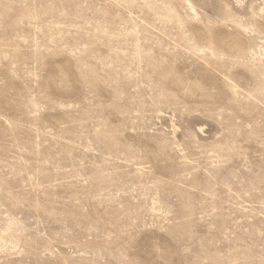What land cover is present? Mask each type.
<instances>
[{
	"label": "rangeland",
	"instance_id": "374dc122",
	"mask_svg": "<svg viewBox=\"0 0 264 264\" xmlns=\"http://www.w3.org/2000/svg\"><path fill=\"white\" fill-rule=\"evenodd\" d=\"M0 264H264V0H0Z\"/></svg>",
	"mask_w": 264,
	"mask_h": 264
}]
</instances>
